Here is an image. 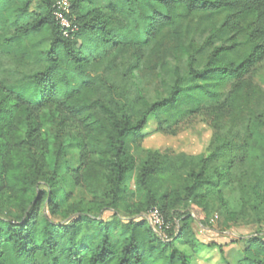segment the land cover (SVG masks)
I'll use <instances>...</instances> for the list:
<instances>
[{
	"label": "trees",
	"instance_id": "16d2710c",
	"mask_svg": "<svg viewBox=\"0 0 264 264\" xmlns=\"http://www.w3.org/2000/svg\"><path fill=\"white\" fill-rule=\"evenodd\" d=\"M69 1L75 29L66 37L55 0H0V200L16 210L14 220L0 217V264H191L210 244L197 240L179 206L203 205L226 187L238 188L254 209L263 202L264 90L255 77L264 67V0ZM84 2L90 8L83 12ZM150 61L172 79L153 102L135 82ZM196 116L214 129L208 154L148 150L135 174L141 199L125 205L131 216L158 208L168 240L144 219L117 232V220L90 216L124 201L135 169L129 147L150 119L157 132L174 135ZM50 125L70 129L79 152V165L64 175L95 196L92 173L105 180L100 199L63 212L73 216L68 222L50 220L37 206L47 199L60 211L59 180L49 167L66 162L71 138ZM176 167L185 168L180 183L158 204L153 180ZM85 222L95 224L92 235L81 234ZM243 255V264H264L263 238H248Z\"/></svg>",
	"mask_w": 264,
	"mask_h": 264
},
{
	"label": "rangeland",
	"instance_id": "374dc122",
	"mask_svg": "<svg viewBox=\"0 0 264 264\" xmlns=\"http://www.w3.org/2000/svg\"><path fill=\"white\" fill-rule=\"evenodd\" d=\"M89 1L92 5L99 6L106 5L111 0ZM68 3L70 5L69 0ZM90 3L84 2L83 12L90 8ZM32 9L35 8L32 7ZM208 33V31L202 34L199 32L195 35L194 40L199 43ZM170 42L172 41L170 40ZM166 58L171 64L175 63L169 52L166 53ZM167 74V71L160 70L154 61H150L143 70L136 72L135 82H137V86L149 102L157 101L166 95V86L172 81L171 74ZM255 81L264 90V67L255 77ZM155 128L156 121L152 118L144 130L143 139L137 144L131 143L129 147V152L135 160V169L127 177L128 191L124 195V201L115 210H89L90 216L96 220H101L102 222L111 220L116 222L117 220L119 222L116 224L115 230L117 232L124 230L123 227L130 219H144L149 225L147 213L131 216L125 209L126 204L137 202L141 199L142 194L135 187V174L146 152L148 150L157 151L173 158L180 154L185 156L208 154L214 130L210 120L203 116H196L185 121L179 126L178 131L174 135L159 133ZM48 130L53 134L60 132L59 138L61 139L64 137L71 139L64 149L66 162L57 164L53 162L49 167V172H54L59 180L54 194L60 211L53 213L47 199L37 204L38 211L39 214L47 216L54 222H68L73 216L65 218L63 212L73 204L81 203L85 205L94 200V198L100 199L105 180L100 176V173L98 175L96 172L92 173L94 179L92 188L97 193V196L83 187L74 185L70 176L64 175L66 166L76 168L80 163V156L75 146L73 133L70 129H63L59 125H50ZM184 170V167H176V169H173V173L167 177L154 178L153 184L157 189L156 199L158 204L161 201V194L169 192L171 188L180 183ZM38 190L47 193L51 191L46 185H39ZM64 194H66V198ZM260 198H262L263 202L254 209L250 202L243 201L242 194L238 188L226 187L221 189L219 195L215 193L209 194L203 205L189 203L186 206H179V210L187 211L190 214L192 218L190 230L197 240L204 244H210L191 264H243V250L247 245V239L250 237H262L264 240V190H261L259 200H261ZM224 200H229V208L224 204ZM231 210L233 211L232 215L229 213ZM15 214V208L0 200V217L14 220ZM178 225H180V220L176 219L172 230L173 234H176ZM94 226L95 224L91 222L83 223L81 234L83 236L92 235ZM152 229L163 239L168 240L170 238L168 232L165 231L166 229H162L157 224L155 226L152 225Z\"/></svg>",
	"mask_w": 264,
	"mask_h": 264
},
{
	"label": "built area",
	"instance_id": "2783aa9c",
	"mask_svg": "<svg viewBox=\"0 0 264 264\" xmlns=\"http://www.w3.org/2000/svg\"><path fill=\"white\" fill-rule=\"evenodd\" d=\"M54 8V16L62 30L64 36H69L70 32H72L75 27L72 26L70 19L68 18V13L70 9V5L68 0H55L53 4ZM147 220L149 225L152 227L156 224L160 227L163 226V216L158 210V208L151 209L147 214Z\"/></svg>",
	"mask_w": 264,
	"mask_h": 264
}]
</instances>
